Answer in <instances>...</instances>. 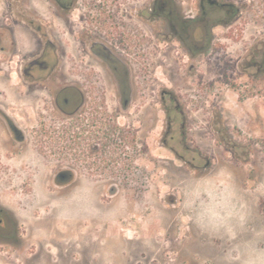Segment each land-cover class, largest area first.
Instances as JSON below:
<instances>
[{
    "label": "flooded vegetation",
    "instance_id": "1",
    "mask_svg": "<svg viewBox=\"0 0 264 264\" xmlns=\"http://www.w3.org/2000/svg\"><path fill=\"white\" fill-rule=\"evenodd\" d=\"M244 11L234 0H0V192L113 194L147 167L159 120L158 145L195 172L211 167L215 138L238 153L208 98L222 39L237 46L222 69L262 87L264 29L246 31ZM20 223L0 194V246L18 252Z\"/></svg>",
    "mask_w": 264,
    "mask_h": 264
},
{
    "label": "rangeland",
    "instance_id": "2",
    "mask_svg": "<svg viewBox=\"0 0 264 264\" xmlns=\"http://www.w3.org/2000/svg\"><path fill=\"white\" fill-rule=\"evenodd\" d=\"M234 1L246 9V31L264 29V0ZM222 41L227 48L216 56L208 100L238 153L215 138L211 167L195 172L158 145L159 120L150 161L138 160L147 167L113 194L86 187L58 196L55 189L40 201L42 187L20 186L18 199L1 187L22 236L18 252L0 246V264H264V81L247 89L232 66L222 69L219 61L233 64L237 47ZM178 93L191 99L194 91Z\"/></svg>",
    "mask_w": 264,
    "mask_h": 264
}]
</instances>
